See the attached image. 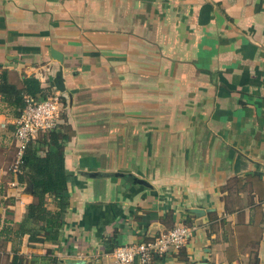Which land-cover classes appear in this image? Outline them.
<instances>
[{
	"label": "crops",
	"instance_id": "1",
	"mask_svg": "<svg viewBox=\"0 0 264 264\" xmlns=\"http://www.w3.org/2000/svg\"><path fill=\"white\" fill-rule=\"evenodd\" d=\"M59 70L70 205L57 241L22 230L35 198L0 95V264H115L109 239L178 222L193 235L152 264H264V0H0V74Z\"/></svg>",
	"mask_w": 264,
	"mask_h": 264
},
{
	"label": "trees",
	"instance_id": "2",
	"mask_svg": "<svg viewBox=\"0 0 264 264\" xmlns=\"http://www.w3.org/2000/svg\"><path fill=\"white\" fill-rule=\"evenodd\" d=\"M53 87H56L55 83L42 87L40 80L33 76L24 78L23 86L20 87L10 82L5 72L0 74L1 98L5 106L15 109L14 113L18 116H21L26 106L27 96L46 97ZM62 100L65 103L63 95ZM64 123L65 121L58 128L40 133L29 141L17 166L20 169V181L30 183L35 198L21 224L22 230L28 229L34 241H57L70 205V199L64 192L69 185V175L65 167V147L71 139V132ZM48 195L57 198L58 210L51 211L47 208L45 203ZM29 224L32 227L28 228ZM108 243L109 250L117 247L112 238Z\"/></svg>",
	"mask_w": 264,
	"mask_h": 264
},
{
	"label": "built area",
	"instance_id": "3",
	"mask_svg": "<svg viewBox=\"0 0 264 264\" xmlns=\"http://www.w3.org/2000/svg\"><path fill=\"white\" fill-rule=\"evenodd\" d=\"M21 116L16 121L14 138L18 143L17 166L20 163L27 143L38 134L54 130L63 123L62 93L52 88L46 97L27 96ZM194 227L178 222L169 230L152 234L146 239L117 246L112 252L115 264H152L156 256H164L179 251L189 240Z\"/></svg>",
	"mask_w": 264,
	"mask_h": 264
},
{
	"label": "water",
	"instance_id": "4",
	"mask_svg": "<svg viewBox=\"0 0 264 264\" xmlns=\"http://www.w3.org/2000/svg\"><path fill=\"white\" fill-rule=\"evenodd\" d=\"M53 56L55 58H58L60 60H62V54L58 51H56L55 49L52 50ZM55 82H56V87L58 90L60 91H64L65 90V85H64V80H63V72L62 70H59V72H57L56 78H55ZM193 212H196L197 214H202L203 210L199 209V208H195L192 209Z\"/></svg>",
	"mask_w": 264,
	"mask_h": 264
},
{
	"label": "rangeland",
	"instance_id": "5",
	"mask_svg": "<svg viewBox=\"0 0 264 264\" xmlns=\"http://www.w3.org/2000/svg\"><path fill=\"white\" fill-rule=\"evenodd\" d=\"M56 89H57V87H56ZM58 90V89H57ZM58 91H60V90H58ZM64 108V107H63ZM62 119H63V116H62ZM63 121H64V119H63ZM189 225V224H188ZM194 230V229H193ZM193 230H192V234H191V236L193 235ZM188 242V241H187ZM186 242V243H187Z\"/></svg>",
	"mask_w": 264,
	"mask_h": 264
}]
</instances>
